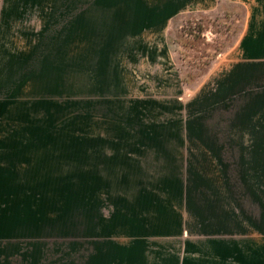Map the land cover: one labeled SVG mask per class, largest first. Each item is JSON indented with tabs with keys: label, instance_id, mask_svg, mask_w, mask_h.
Returning <instances> with one entry per match:
<instances>
[{
	"label": "rangeland",
	"instance_id": "374dc122",
	"mask_svg": "<svg viewBox=\"0 0 264 264\" xmlns=\"http://www.w3.org/2000/svg\"><path fill=\"white\" fill-rule=\"evenodd\" d=\"M81 1L63 131L31 167L0 160V264H264L248 0Z\"/></svg>",
	"mask_w": 264,
	"mask_h": 264
},
{
	"label": "crops",
	"instance_id": "0c3cea01",
	"mask_svg": "<svg viewBox=\"0 0 264 264\" xmlns=\"http://www.w3.org/2000/svg\"><path fill=\"white\" fill-rule=\"evenodd\" d=\"M245 3L250 23H264V0ZM82 7L96 5L0 0V160L10 166L31 167L34 151H48V131H63L64 95H79Z\"/></svg>",
	"mask_w": 264,
	"mask_h": 264
}]
</instances>
